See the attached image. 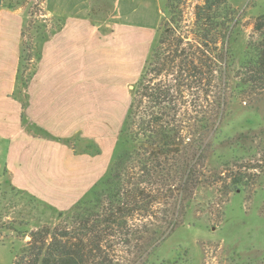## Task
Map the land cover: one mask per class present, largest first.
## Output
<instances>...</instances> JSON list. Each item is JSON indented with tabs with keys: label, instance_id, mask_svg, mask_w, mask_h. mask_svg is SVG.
<instances>
[{
	"label": "trees",
	"instance_id": "obj_1",
	"mask_svg": "<svg viewBox=\"0 0 264 264\" xmlns=\"http://www.w3.org/2000/svg\"><path fill=\"white\" fill-rule=\"evenodd\" d=\"M182 1L162 4L161 25L131 89L106 173L71 210L58 211L62 221L55 227L31 231L13 264H180L151 259L186 222L201 190L216 192L220 206L232 194L261 188L250 178L263 171L264 130L222 137L221 129L234 90L244 101L264 96V14L255 20L246 59L235 73L236 11L229 0L197 4L189 33L180 31L179 22L163 29ZM50 20L29 43L31 26L24 22L17 76L24 88L32 79V73L26 76L30 62L41 59L42 44L60 28V19Z\"/></svg>",
	"mask_w": 264,
	"mask_h": 264
},
{
	"label": "crops",
	"instance_id": "obj_2",
	"mask_svg": "<svg viewBox=\"0 0 264 264\" xmlns=\"http://www.w3.org/2000/svg\"><path fill=\"white\" fill-rule=\"evenodd\" d=\"M55 1L46 9L60 28L26 88L17 80L24 16L0 10V156L14 187L68 211L108 169V96L140 75L163 13L162 0H117L96 21L92 0Z\"/></svg>",
	"mask_w": 264,
	"mask_h": 264
},
{
	"label": "rangeland",
	"instance_id": "obj_3",
	"mask_svg": "<svg viewBox=\"0 0 264 264\" xmlns=\"http://www.w3.org/2000/svg\"><path fill=\"white\" fill-rule=\"evenodd\" d=\"M167 1L162 0V4ZM203 1L183 0L180 4L176 2L175 13L162 23L163 29L178 28L176 23L179 22L180 31L189 33L195 7ZM49 2L56 5L55 0ZM92 2L95 20L104 21V17L111 10L112 0ZM229 2L236 11L231 47L234 54L233 69L237 73L246 59L248 44L253 38L255 20L264 14V0ZM11 5L19 7L17 10L24 16L25 24L31 26L25 35L28 43L41 37L42 32H37L42 26L54 23L43 13L45 7L41 0H3L0 10H8L6 7ZM34 50L37 52V47ZM36 63V58L30 62L26 76L34 72ZM138 77L139 75L124 80L123 85L117 84V88L114 87L116 93L108 96L107 104L110 109L103 112V147L109 152L106 157L108 166L131 101V86ZM236 82L235 79L233 87ZM233 94L231 107L223 121L222 137L234 136L249 129L264 130V96L254 95L244 101L238 97L237 90H234ZM71 141L77 144L78 137ZM260 141V148L263 150V171L260 178H250V182L257 181L258 187L261 188L256 193L246 190L232 194L220 206L215 204L216 192L201 190L190 206L186 222L178 226L160 245L152 261L180 264H264V136ZM75 150L77 151V148ZM251 164L254 165L255 162ZM105 170L106 168L103 174ZM93 178L95 179V176ZM98 181L93 180V186ZM22 192L24 191L11 184L0 156V264H13L15 257L23 253L30 240L27 235L31 231L42 226L53 228L62 221L57 208Z\"/></svg>",
	"mask_w": 264,
	"mask_h": 264
},
{
	"label": "water",
	"instance_id": "obj_4",
	"mask_svg": "<svg viewBox=\"0 0 264 264\" xmlns=\"http://www.w3.org/2000/svg\"><path fill=\"white\" fill-rule=\"evenodd\" d=\"M133 88V87H132Z\"/></svg>",
	"mask_w": 264,
	"mask_h": 264
}]
</instances>
